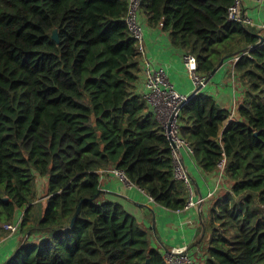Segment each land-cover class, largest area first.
<instances>
[{
	"label": "trees",
	"instance_id": "16d2710c",
	"mask_svg": "<svg viewBox=\"0 0 264 264\" xmlns=\"http://www.w3.org/2000/svg\"><path fill=\"white\" fill-rule=\"evenodd\" d=\"M233 1L140 7V20L168 31L202 75L251 54L234 65L247 88L229 127L233 110L206 91L179 117L196 163L213 175L200 264H264V36L228 19ZM128 8L129 0H0V226L21 219L18 233H29L2 264H169L140 209L101 190L103 174L119 169L165 209L182 211L188 200L165 129L136 91L143 68ZM39 179L46 205L30 224Z\"/></svg>",
	"mask_w": 264,
	"mask_h": 264
},
{
	"label": "crops",
	"instance_id": "0c3cea01",
	"mask_svg": "<svg viewBox=\"0 0 264 264\" xmlns=\"http://www.w3.org/2000/svg\"><path fill=\"white\" fill-rule=\"evenodd\" d=\"M243 12L252 18L254 23L248 28L252 32L260 34L259 25L264 22V9L261 3L257 0H243ZM140 21L145 30L146 51L150 62L155 67H165L167 69L169 82L179 92L183 94L192 93L196 88V84L184 60L186 52L172 44L169 32L165 31L161 25L150 26L143 14ZM234 65L233 59L225 61L209 79L206 88L201 90L212 94L221 106L233 110L231 116L225 121V128L229 127L232 121L238 118L235 109L238 103L242 101L244 90L247 88L245 80L241 79L240 74L235 71ZM136 91L143 94L146 92V77L143 72L137 83ZM149 109L155 111L153 105H150ZM184 160L192 174L197 197L206 196L214 189L212 188L213 175L201 170L193 154L185 152ZM224 165L225 161L220 163L221 167H224ZM102 183L105 192L119 194L130 202L129 205L132 208L140 209V219L152 227V230L153 217L156 216L157 235L153 230L155 244L166 250L173 247L188 246L190 253L196 257L197 264H200L203 250L202 246L197 247L196 245L203 237L201 211L205 209L206 213L208 212L211 206L209 201L201 209L197 206L182 211H171L150 201L148 194L136 186H129L112 170L103 174ZM44 200L45 197H42L41 201L44 202ZM205 216L208 217V214ZM18 232L13 234L0 226V264L29 235L27 233L24 237L22 231L21 233Z\"/></svg>",
	"mask_w": 264,
	"mask_h": 264
},
{
	"label": "built area",
	"instance_id": "2783aa9c",
	"mask_svg": "<svg viewBox=\"0 0 264 264\" xmlns=\"http://www.w3.org/2000/svg\"><path fill=\"white\" fill-rule=\"evenodd\" d=\"M261 3L264 9V0H257ZM141 0H129L128 13L125 16L126 23L132 37L136 40L139 60L141 61L143 73L146 77V92L145 97L150 105L154 106V110L160 119L165 132L170 140L173 158L175 176L182 180L187 186L188 200L183 210L191 207H201L207 203L208 199L213 195L214 191H210L206 196L197 197L194 180L190 170L188 169L184 153L193 154V150L188 141L180 134L179 117L182 108L193 97L191 94H183L179 92L169 82L168 71L165 67H155L147 57L145 30L140 21ZM228 19L234 22H240L245 25H253V20L243 12V0H234L228 8ZM264 36V22L259 25ZM263 38L260 39L261 42ZM250 54V51L238 53L233 61L236 63L243 54ZM184 60L187 64L189 72L195 81L196 88L204 89L209 82L206 75H202L197 71V60L191 53L184 55ZM195 91V90H194ZM113 173L119 176L129 186H134L125 173L119 169H112ZM143 191V190H142ZM149 196V195H148ZM150 201L155 202L152 196H149ZM21 219L16 222L10 221L4 223L3 228L11 233H17L20 229ZM165 256L169 264H194L196 257L190 253L188 246L173 247L165 251Z\"/></svg>",
	"mask_w": 264,
	"mask_h": 264
},
{
	"label": "rangeland",
	"instance_id": "374dc122",
	"mask_svg": "<svg viewBox=\"0 0 264 264\" xmlns=\"http://www.w3.org/2000/svg\"><path fill=\"white\" fill-rule=\"evenodd\" d=\"M246 87H247V85H246ZM44 191H45L44 184L39 179L37 186H36V192H37L36 199H39V200L34 199L35 203L31 206L32 208H31V213H30V220L28 221V222H30V224H34L35 222H37V220L43 215V211L45 209L46 201L42 202L41 198L43 197L42 195H43ZM205 248H206V244L204 246H202L203 252L206 251Z\"/></svg>",
	"mask_w": 264,
	"mask_h": 264
},
{
	"label": "water",
	"instance_id": "95a60500",
	"mask_svg": "<svg viewBox=\"0 0 264 264\" xmlns=\"http://www.w3.org/2000/svg\"><path fill=\"white\" fill-rule=\"evenodd\" d=\"M53 37L56 38L57 40H59V34H58V30L57 29L54 30ZM223 64H224V60L220 61V63L213 69V71L211 72L210 77H208V78L210 79ZM200 91H201V87H198L197 89H195V91H193L191 96L196 95ZM101 190L104 191L103 188ZM80 212H81V204L79 205V207H78V209H77V211H76V213H75V215H74V217L72 219L71 226H74V223H75L77 217L80 215ZM152 226H153L154 233L157 235V231H156V216L153 217ZM205 231H206V228L204 226V228H203V236L205 234ZM148 262L150 263V260H148Z\"/></svg>",
	"mask_w": 264,
	"mask_h": 264
}]
</instances>
